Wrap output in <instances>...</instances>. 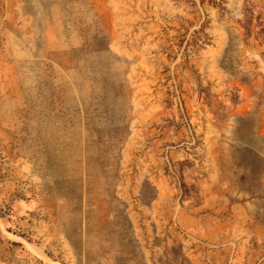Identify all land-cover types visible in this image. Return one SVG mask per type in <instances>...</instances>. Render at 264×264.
Here are the masks:
<instances>
[{"label":"rangeland","instance_id":"1","mask_svg":"<svg viewBox=\"0 0 264 264\" xmlns=\"http://www.w3.org/2000/svg\"><path fill=\"white\" fill-rule=\"evenodd\" d=\"M0 216V264H264V0H0Z\"/></svg>","mask_w":264,"mask_h":264},{"label":"trees","instance_id":"2","mask_svg":"<svg viewBox=\"0 0 264 264\" xmlns=\"http://www.w3.org/2000/svg\"><path fill=\"white\" fill-rule=\"evenodd\" d=\"M8 213H10V210L9 209L6 210V215H8ZM0 218H1V216H0ZM18 236H20L21 238H24L22 235H18ZM9 244L11 246H13V247H18V248H21L22 249V246L19 243L10 242ZM35 260H36L37 263H40V261H38L37 259H35Z\"/></svg>","mask_w":264,"mask_h":264}]
</instances>
